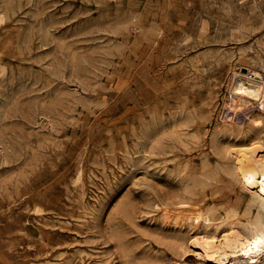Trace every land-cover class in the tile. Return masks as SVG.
I'll list each match as a JSON object with an SVG mask.
<instances>
[{"label":"rangeland","instance_id":"1","mask_svg":"<svg viewBox=\"0 0 264 264\" xmlns=\"http://www.w3.org/2000/svg\"><path fill=\"white\" fill-rule=\"evenodd\" d=\"M0 17V264H212L187 243L204 228L159 208L221 217L230 151L264 155V97L229 108L236 73L264 78V0H0Z\"/></svg>","mask_w":264,"mask_h":264},{"label":"bare ground","instance_id":"2","mask_svg":"<svg viewBox=\"0 0 264 264\" xmlns=\"http://www.w3.org/2000/svg\"><path fill=\"white\" fill-rule=\"evenodd\" d=\"M229 88L234 97L229 108L239 112L243 102L248 103L251 99L260 103L264 97V78L258 71L250 69L247 73H236ZM262 125L263 121L258 120L255 126ZM253 140L230 151L232 168L227 174L239 186L240 192L221 217L213 218L208 211L192 208L186 202H179V207L172 209L159 208L162 219L166 221L171 216L173 225L184 223L191 228H204L186 241L197 250L196 256L206 258L212 264H264V155L259 153L262 146ZM176 241V248L183 252L184 242ZM262 255L263 260L260 261Z\"/></svg>","mask_w":264,"mask_h":264}]
</instances>
